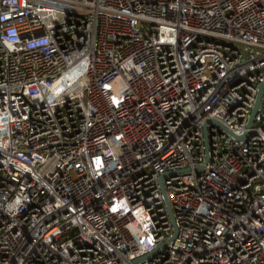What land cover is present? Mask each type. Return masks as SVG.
Returning a JSON list of instances; mask_svg holds the SVG:
<instances>
[{
    "label": "built area",
    "instance_id": "2783aa9c",
    "mask_svg": "<svg viewBox=\"0 0 264 264\" xmlns=\"http://www.w3.org/2000/svg\"><path fill=\"white\" fill-rule=\"evenodd\" d=\"M262 83L264 0H0V264H264Z\"/></svg>",
    "mask_w": 264,
    "mask_h": 264
},
{
    "label": "water",
    "instance_id": "95a60500",
    "mask_svg": "<svg viewBox=\"0 0 264 264\" xmlns=\"http://www.w3.org/2000/svg\"><path fill=\"white\" fill-rule=\"evenodd\" d=\"M263 94H264V83H262L261 86H260V91H259V94H258L256 103H255V106L253 108V111H252V114H251V118L249 120V124H248L249 127L251 126L252 122L255 119V116L257 115V113L259 112L260 107L262 106V97H263ZM213 124L214 125H217L222 130L228 132L230 135H234V133L230 129H228L224 124H222L220 121L215 120V119H209V120H207L206 123H205V142H206L207 161H208V158H209V149H208V127L210 125H213ZM165 176H167V174H164L160 178L161 185H162V180H163V178ZM162 189H163V192L165 193V188H164L163 185H162ZM166 204L168 206V209H169V212H170V215H171V219H172L173 225L175 227V232L177 233L176 226H175V220H174L173 213H172V209H171V205H170V203H169V201H168L167 198H166ZM144 259L145 258H142L139 261L144 260Z\"/></svg>",
    "mask_w": 264,
    "mask_h": 264
}]
</instances>
